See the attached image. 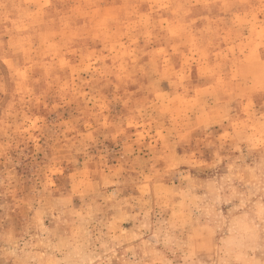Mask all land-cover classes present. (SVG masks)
Segmentation results:
<instances>
[{
  "label": "rangeland",
  "instance_id": "obj_1",
  "mask_svg": "<svg viewBox=\"0 0 264 264\" xmlns=\"http://www.w3.org/2000/svg\"><path fill=\"white\" fill-rule=\"evenodd\" d=\"M0 264H264V0H0Z\"/></svg>",
  "mask_w": 264,
  "mask_h": 264
}]
</instances>
